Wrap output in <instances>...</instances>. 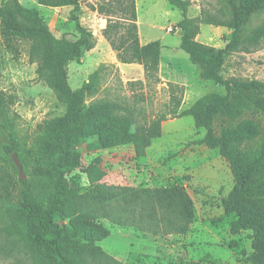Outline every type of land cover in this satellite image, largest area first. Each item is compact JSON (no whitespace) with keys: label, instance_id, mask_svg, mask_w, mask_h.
<instances>
[{"label":"trees","instance_id":"obj_1","mask_svg":"<svg viewBox=\"0 0 264 264\" xmlns=\"http://www.w3.org/2000/svg\"><path fill=\"white\" fill-rule=\"evenodd\" d=\"M181 11L175 23L181 32L179 48L199 69L203 80L225 88V94L214 106L188 114H206L205 132L199 143L216 149L229 166L234 183L222 199L224 213L233 215L230 231H250L249 264H264V136L258 145L245 143L258 134L250 121L223 128L216 134L212 121L216 114H229L233 89L254 91L257 81L226 78L223 74L225 55L248 52L264 38L263 21L250 28L254 13L264 9V0H218L214 12L201 9L189 16L190 0H167ZM43 7L71 6L70 20L76 36L56 37L36 7H26L19 0H0V34L7 49L15 51L16 42L28 45V58L36 63L35 73L52 90L64 112L36 125L38 137L32 147L17 132L19 115L14 111L15 96L0 89V127L9 142L5 152L16 153L22 164L24 155L31 159V179L18 181L10 164H0V213L4 231L17 239L30 264H122L104 252L97 242L108 236L103 219L121 226H132L149 234H184L194 220L193 202L178 184L164 187H121L102 182L100 157L86 166L76 149L79 140H87L89 153L131 144L136 157L144 155L152 139L161 135L158 115L150 122H136L135 109L111 100L90 101L96 88L89 83L77 89L68 81L67 63L79 58L96 43L92 32L80 21L79 0H37ZM106 19L101 35L109 43L120 63L142 66L146 78L158 80L161 55L160 40L141 43L137 30L135 0H102L95 8ZM200 24L222 26L230 30L223 47L196 39ZM176 108L180 97H173ZM169 114H176L172 110ZM80 170L88 188L69 183L68 176Z\"/></svg>","mask_w":264,"mask_h":264},{"label":"rangeland","instance_id":"obj_2","mask_svg":"<svg viewBox=\"0 0 264 264\" xmlns=\"http://www.w3.org/2000/svg\"><path fill=\"white\" fill-rule=\"evenodd\" d=\"M26 7H36L56 37L74 39L76 31L70 20L71 6L43 7L37 0H19ZM102 0H79L80 23L95 37L94 47L66 65L68 81L73 89L92 84L96 91L86 96L90 101L111 100L135 109L137 124L150 122L158 115L161 135L145 148L144 155L136 157L131 144L89 153L87 140L81 139L76 149L82 154L84 166L95 156L100 157L104 172L102 182L121 187H164L181 185L193 202L194 220L184 234H149L132 226H121L103 219L108 236L97 245L122 264H249L251 252L250 231L232 234L230 222L233 215L224 213L225 198L234 179L227 161L216 149L199 143L205 132L206 114L188 112L214 106L225 94V88L213 81L203 80L199 69L188 55L179 48V30L175 23L181 19L179 9L167 0H135L139 40H160L162 48L157 73L158 80L146 78L141 65L110 60L108 53L115 52L101 35L106 19L95 8ZM189 16L199 15L201 9L214 12L218 0H190ZM264 9L254 13L248 26L260 24ZM230 30L222 26L200 24L197 40L215 47H223ZM16 50L6 48L0 34V89L15 96L14 111L19 115L16 129L20 137L32 147L38 137L36 125L64 112L54 93L35 73L36 63L28 58V45L15 43ZM223 74L226 78L257 81L254 91L233 89L229 114H216L212 126L216 134L226 127L243 121L253 122L258 134L245 143L258 145L264 136V38L250 51H235L225 55ZM173 97H180L175 107ZM176 114H169L170 111ZM9 142L0 127V164L8 162L10 172L20 181L31 179V159L25 154V164L20 157L5 152ZM69 183L84 191L88 180L80 171L69 176ZM5 220L0 213V264H30L29 256L14 237L3 227Z\"/></svg>","mask_w":264,"mask_h":264},{"label":"crops","instance_id":"obj_3","mask_svg":"<svg viewBox=\"0 0 264 264\" xmlns=\"http://www.w3.org/2000/svg\"><path fill=\"white\" fill-rule=\"evenodd\" d=\"M176 34H177L178 37H180V35H181L180 30H178V31L176 32ZM196 39H197V37H196ZM140 42H141V41H140ZM141 43H145V42H141ZM114 56L116 57V55L113 54V56H112L111 54L108 53V57L110 58V60L115 59ZM141 67H142V66H141Z\"/></svg>","mask_w":264,"mask_h":264}]
</instances>
